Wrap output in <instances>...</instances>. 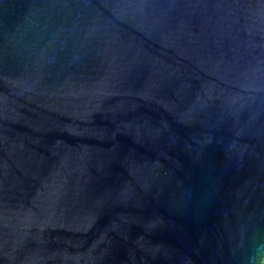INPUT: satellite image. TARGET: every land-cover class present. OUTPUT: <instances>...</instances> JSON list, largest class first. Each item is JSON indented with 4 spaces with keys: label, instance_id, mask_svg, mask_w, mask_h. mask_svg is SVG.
<instances>
[{
    "label": "water",
    "instance_id": "1",
    "mask_svg": "<svg viewBox=\"0 0 264 264\" xmlns=\"http://www.w3.org/2000/svg\"><path fill=\"white\" fill-rule=\"evenodd\" d=\"M264 0H0V264H261Z\"/></svg>",
    "mask_w": 264,
    "mask_h": 264
},
{
    "label": "clouds",
    "instance_id": "2",
    "mask_svg": "<svg viewBox=\"0 0 264 264\" xmlns=\"http://www.w3.org/2000/svg\"><path fill=\"white\" fill-rule=\"evenodd\" d=\"M261 264H264V260L261 261Z\"/></svg>",
    "mask_w": 264,
    "mask_h": 264
}]
</instances>
